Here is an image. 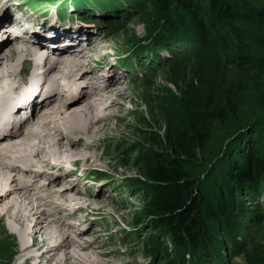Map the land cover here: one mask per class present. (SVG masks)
Segmentation results:
<instances>
[{
    "label": "rangeland",
    "instance_id": "obj_1",
    "mask_svg": "<svg viewBox=\"0 0 264 264\" xmlns=\"http://www.w3.org/2000/svg\"><path fill=\"white\" fill-rule=\"evenodd\" d=\"M29 1L36 6H44L51 3H67V0ZM87 1L89 3L85 5V0H80L78 6L80 8H88L83 20L84 23L87 25L90 24V26L87 30L81 29L80 34L73 35L90 38L87 39V46L91 48L88 50V47L81 46V42H85V40L77 41V43H75L76 45L69 48L72 51L75 50L78 52L77 54L82 55H85V53L87 54L89 51H93V48L95 51L90 53V55L92 54L91 56L85 55L87 56L86 58L84 56L85 65H81L77 68L81 70H78L79 77L84 78V76L81 75L82 70H86V66L94 59H101L103 57V59H106L107 56L104 55L102 57V49L110 48L117 52H121L125 49L140 48L141 50L149 42L158 38V36L167 35H169V40L172 42L178 43V41H180L179 43L182 44V39H184L185 43H183L184 46L182 47L181 53L174 55L168 61L149 69L146 72V75L142 78L138 77L137 79L135 78L132 81H129V78L127 77L123 83L116 77L113 79L111 77L107 81V83H109V85H107L108 89L102 90L101 86L104 85V83L99 86L98 94L101 93L96 95L102 96V94H105L113 98H118V100L121 101L118 105L114 104L113 106L107 107L112 114L106 119L104 118V121L102 119L93 121L94 127L98 128L96 131H93L92 125L88 126L89 130H92L94 133V139L86 138L83 132L77 129H75L76 132L74 131V133H71L70 135L68 134V138L71 141H79L78 148L76 149L79 152L74 150L78 153L77 157H74V159L81 158L80 154H85V152H87L86 156L93 157L86 159L85 162L76 160L74 161V164L72 163L73 165H66L63 167L72 170L78 165L93 166L94 170L101 171L102 173L94 174V170L92 171L93 175L90 177L96 179L95 183H92L91 185L92 189L98 188L101 183H103V188L107 189L104 194H82V196L88 195L87 197L91 198V200L94 198V205L90 204L89 206L91 207L92 212H96L97 214L95 216L96 219H94L93 216L90 217L88 215L90 213H84L77 219L79 222L82 221L83 224L86 221L95 220L92 229V231L94 230V234L92 237L96 238L98 236L97 241L99 246L95 244L92 245L91 248H88V246L86 247V240L84 239L89 237L87 234L90 233L91 230L85 231L86 233L82 234L80 237L70 231L71 239L73 238L72 240H77L80 243H83L80 248L73 249L77 254H81V252L82 254H85V251L86 253L89 252L91 256L88 255L86 257L88 259H92V255L99 257L101 262L99 264H192L187 258H181V254L185 249L188 250L194 247L192 243H187L186 241L182 244L179 243L176 245L171 240L169 234L164 235L161 230L157 231L158 229H162V227L156 225L154 222V219L156 218V208L154 209V206L152 205L155 195L154 187L153 183L142 174V160L144 159L145 151L147 149L150 147H161L160 144L163 138L164 127L169 120L168 117L170 118V115H167L169 113L166 111H169L170 108L173 109V105L181 100L182 94L187 92L185 90H189L191 77L196 73L195 67L197 63L193 61L192 57L197 52H194V49L198 44L197 37L200 35L198 30H202L200 22L202 20L201 12L197 13L191 5H188V3L183 6L185 9H173V5L171 4L164 14V11H162L159 5L153 0ZM4 3L5 0H2L1 4ZM172 12L176 13V16L172 17L171 20H168L167 17H171ZM18 16L23 17L22 14ZM21 21L24 22L25 29H23L25 31L29 32L33 30L35 33L37 32L38 29H35L36 26L31 19L25 17L24 20ZM95 22H97V24H95ZM17 25H19V23H15V21L12 22V24H6L9 30L13 29V31L16 29ZM19 27L22 26L19 25ZM207 27L208 25H206L205 28ZM18 30L22 33L20 29ZM28 34L29 33L25 35L27 36ZM90 34H95L99 37V40L95 42ZM28 38H30V36ZM63 38L66 39L67 36L64 35ZM74 39L75 37H71L70 42L73 43ZM101 39L103 40L101 41ZM48 40L49 42L53 41V39L50 38H48ZM53 42L58 43L60 49H64V46L67 44V41L63 42L62 40L59 42L54 40ZM209 42L210 39L206 37V43L203 47L207 46ZM260 42L264 44L263 36H260ZM22 43L24 42L22 41L21 45H17L16 47L22 48ZM56 43L55 45H57ZM13 44H11L10 48L13 47ZM24 45L30 47V45H27L26 43H24ZM166 47L172 48L175 51L178 45L172 44V46L166 45ZM162 52L166 53L165 50H162ZM262 53H264V49H262ZM12 54L14 53L12 52ZM8 55V53H4L2 56L4 57L3 59H6ZM66 55L67 53L63 56ZM253 57L256 58L258 63L257 67L259 68V72L257 70V72L253 73H256L257 76L260 74L258 77H261L262 75L264 76V54L259 56V54L257 55L253 53ZM43 61L46 63H44L46 67L45 74L48 76L50 74L48 70L49 64L46 59H43ZM13 62L14 60L11 61V63ZM104 64H106V66L109 65L108 63ZM136 65L140 68L138 64ZM94 66H96V64H94ZM62 69L64 71L65 68ZM77 69H75L74 72H77ZM91 69L92 68H90V70ZM108 69V67H103L102 70L98 71L96 74L106 72ZM142 70H144V66H142ZM235 74L233 73L232 76H236ZM55 75L58 76L57 74ZM48 78L52 77H47L46 79ZM94 79L97 80V77ZM94 79L89 81L91 85L87 91L82 94L80 93L76 99L68 104V106L70 105V108L91 98L92 90L96 88L92 85ZM115 80L117 83L114 85L113 82ZM50 81L53 82L52 79H50ZM251 83L252 80L245 78L242 82L243 86L246 87L251 85ZM115 87L118 89L115 90ZM203 91L205 92V90ZM84 94L88 95L86 96ZM33 99L34 102L36 101L35 98H32L29 102ZM45 103L55 105L57 104V101L50 100ZM106 103L107 105L108 103L111 104V101L106 99L104 104ZM25 112H29V106L26 107ZM231 120L233 119L228 116L224 120L216 119L214 121L213 124L215 130L210 133L211 140L206 145L205 150L200 151L195 157L188 159L189 165L193 167L194 171L200 170L201 173L202 170V172L205 173L215 164L225 148H227L229 152L232 151L234 145L232 140L235 134H232L234 129L232 131L231 127L229 128ZM32 121V128L37 130H43L45 128L44 130H49L45 125H40L41 128L37 127V123L34 120ZM25 126L27 127L28 123L24 124L23 127L21 126L20 129L23 131ZM21 130H17L18 133H16L22 134ZM247 133L253 138H249L248 143L250 144V149H248V151L251 150V147L252 149L257 148V150L264 149V129L252 127L250 131L247 130L243 135L244 139L249 136ZM231 134L232 137L230 138ZM61 136L63 135L58 133V131L53 132L51 135L54 141H56V139H61ZM20 138H22V136H20ZM33 139L34 136L27 140L32 141ZM8 141L9 140H5L4 142L7 143ZM95 141L97 144L91 145V143H94ZM245 141L246 140L243 139L241 140V147H244L243 143ZM59 142L64 146L66 140H60ZM83 144L84 147H81ZM223 145L225 146L224 149ZM85 146L89 149H86ZM28 159L32 161L35 160V158ZM55 166L57 165H52L47 168H36L34 171L36 173H38V171L50 173ZM14 172L15 171L9 170V180L12 179V177L14 179ZM262 174L263 179L258 185H256V190L246 187V182L235 187L237 195L235 198V204L232 206L235 213V216L232 219V224L234 223L236 228L231 227V225H223L216 221L209 224V221H207V234L210 235V238L208 240H203V244L206 246L202 251L200 249L198 250L201 245L196 247V251L198 250V252L201 251V253H205L203 254V257L208 261L211 260L209 258L210 244H213V242L216 243V241L221 239L223 240L222 245H224L223 247H225L227 251V260L223 257L226 264H264V173ZM212 176H214V174H212ZM212 176H210L211 181L213 180ZM59 178L62 179L63 177L60 176ZM66 179L67 178H65V180ZM9 183L10 181H8L7 184L9 185ZM88 184H90V182ZM254 184L255 183H251L250 186L253 187ZM2 185L3 188L7 187L5 184ZM100 190L103 191L102 188ZM97 196L98 198H96ZM24 202L30 205V202L26 200H24ZM88 203L89 202H87V204ZM91 209L87 208L86 212H90ZM79 213L80 211H76L74 220ZM3 216L5 215L0 213V224L2 223ZM52 216H54V214ZM83 219L86 221H83ZM50 226L54 227L53 225ZM225 230L228 233L226 234V238L225 236H220L221 232H226ZM0 231L1 238L3 234L2 229H0ZM155 231L157 232L152 237V233ZM98 233H100V236ZM35 236L39 235L37 234ZM91 240L92 239H90V241ZM0 242L2 243L1 239ZM229 242L230 244L228 245ZM1 243L0 264L6 262L7 264H16L15 260L17 259V256H19V253L17 252L15 255L13 253L12 256H10L11 258H8V256L1 257ZM29 243H32L31 239ZM161 243L164 244V247L166 246L164 251L163 249H159ZM152 246L157 247L158 250L154 251L151 249ZM72 247L74 246H72L71 243L70 249H72ZM220 247L221 246L219 245V249ZM43 248L45 247L41 245L37 246L36 244L32 247L33 250L30 249L29 253H31V255H40ZM41 256H43V254H41ZM186 257H190V255L186 254ZM5 259H8L9 261ZM41 259H43V257L40 258V260ZM37 260L34 259V261H32L25 257L24 261H26V263L22 264H29L30 261L36 263Z\"/></svg>",
    "mask_w": 264,
    "mask_h": 264
},
{
    "label": "bare ground",
    "instance_id": "obj_2",
    "mask_svg": "<svg viewBox=\"0 0 264 264\" xmlns=\"http://www.w3.org/2000/svg\"><path fill=\"white\" fill-rule=\"evenodd\" d=\"M13 5L17 7L16 4ZM14 6L9 5V2H7V4H1L0 2V213L5 215L0 224V229H2L3 233L0 238L2 241V243L0 242L2 244L1 257L8 256L9 258L13 253L15 255L18 252L19 256H17L15 260L16 264L26 263V261H24L25 257L32 261L38 259L36 263L30 261L29 264H99L101 263L99 257L92 255L93 258L88 259L86 257L88 255L91 256L89 252L86 253L85 251V254H82V252L81 254H77L75 252L74 249L80 248L83 243L72 240L73 238L71 239L70 231L80 237L82 234L86 233L85 231L91 230V232L87 234L89 237L84 239L86 240V247L88 246V248H91L92 245H98V236L96 238L92 237L94 234V230L92 231L93 221L90 220L86 224L79 226L77 219L84 213L92 212L89 205H94V198L91 200V198L87 197L88 195L82 196V194L92 193L99 195L104 194L107 189L103 188V186L99 187L97 191H93L86 186L83 188L80 184V178H77L78 171L64 168L63 166H71L76 160L85 162L86 159L93 157L86 156L87 152H85V154H80L81 158L74 159V157L78 155L77 152H79L76 150L79 141L73 142L68 136L74 133V131L76 132L75 129H77L81 130L86 138L94 139V133L92 130H89L88 126L92 125L93 131H96L98 128L94 127L93 121L101 119L104 121V118L106 119L108 116H111L110 114H112V112L107 107L113 106L114 104L118 105L121 101L118 100V98H113L105 94L98 96L101 93L98 94L99 86L104 83V85L101 86L102 90L108 89L107 85H109V83H107V81L111 77L112 79L115 78L116 74L110 69L107 70L108 75L103 76L100 75L101 73L96 74L93 68L90 70L92 66L89 64L86 66V70L82 68L81 75L84 76V78L78 76V70L80 69L77 68L81 65H85L84 56L90 55V53L95 50L93 48V51H89L87 54L85 53V55H82L77 54L78 52L75 50L72 51L69 47H73L76 45L75 43H77V41L82 40H85V42L82 41L81 46L88 47L87 39L90 38L75 35L80 34L81 29L87 30L90 24L76 28H71V26L60 28L57 22L51 24H49L48 21L43 24L37 22V26L35 27L36 30L38 29L37 32H27L24 30V22L21 21L24 19L19 17L14 11ZM24 6L26 9L28 8L26 4H24ZM10 12L13 13L14 19L10 18L12 16ZM22 15L29 16L35 20V18L28 13ZM14 21L15 23H19L22 27L17 25L14 31L9 30L6 24ZM18 29H20L23 34L19 32ZM27 33L29 34L26 36L25 34ZM64 35L67 36L66 39L63 38ZM29 36L30 38H28ZM91 36L95 42L99 40V37L95 34ZM71 37H75L73 43L70 42ZM48 38L58 42L60 40L63 42L67 41V44L64 46V49H60L58 43L55 42L57 44L55 45L53 41L49 42ZM102 40L103 39H101V41ZM22 41L30 45V47L25 46L24 43H22V48L16 47L17 45H21ZM11 44H13V47L10 48ZM90 48L88 47L87 49L90 50ZM12 52L14 54H12ZM4 53L9 54L6 59L2 57ZM65 53H67V55L63 56ZM102 54L103 57L106 54V49H102ZM86 57L87 56H85V58ZM26 58L33 60L32 64L29 66L23 65V60ZM43 59H46L49 64L48 70L50 74L48 76L45 74L46 63ZM13 60L14 62L11 63ZM62 68H65L64 71ZM75 69H77V72H74ZM26 75H36L42 78V80L40 79L41 84H38L37 87H41V90L44 91V97L38 102H34V99L31 100L26 106H29V112L18 117L21 110L24 109L25 112L26 107H12V100L14 98L13 92L16 91V87L25 79ZM47 77L52 78L46 79ZM96 77L97 80L94 79ZM50 79H52L53 82H51ZM91 79H94L92 85L96 87L93 89L94 91L92 90L91 98L70 108L68 104L76 99L80 93L82 94L89 89L91 85L89 81ZM78 80H80L81 85L79 84V86L81 87L79 91H74L71 89V86ZM118 80L120 81L121 78ZM121 82L124 83V80H121ZM116 83L115 80L113 84L115 85ZM116 89L118 88L115 87V90ZM116 92L119 93L118 91ZM84 95L87 96L88 94ZM106 99H109L111 104H104ZM50 100L57 101V104L49 105L48 103L50 102L45 103ZM15 119L16 121L13 122ZM32 120L37 123V127L45 125L49 130H44L45 128L43 130L32 128ZM26 123H28V126H25V129L22 131L20 127H23ZM17 130H21L22 134H17ZM55 131L63 135L61 139H56V141L51 137L52 133ZM20 136H22V138H20ZM32 136H34V139L28 141L27 139ZM64 139L66 142L63 146L59 141ZM5 140L9 141L6 143L4 142ZM84 144L81 145V147H84ZM93 144H97V142L91 143V145ZM85 147L89 149L87 146ZM28 158H35V160L32 161ZM52 165L57 166H55L50 173H46L45 171V173L42 171L36 173L34 171L36 168H47ZM9 170L15 171L14 179L12 177V179L9 180ZM60 176L63 178L60 179ZM65 178L67 179L65 180ZM39 180L42 182L45 181V183L40 185L37 183ZM8 181H10L9 185L7 184ZM2 184H5L7 187L3 188ZM101 188L103 191L100 190ZM96 198H98V196ZM24 200L30 202V205L24 202ZM87 202L89 203L87 204ZM87 208L91 209L90 212H86ZM76 211H80V213L74 220ZM53 214L54 216H52ZM83 221L86 220L83 219ZM37 234L39 236H35ZM98 235L100 236V233H98ZM30 239L32 243H29ZM90 239L92 240L90 241ZM71 243L72 246H74L72 249H70ZM36 244L37 246L41 245L45 247L42 249L41 253L43 256H41V254L31 255V253H29L30 249L33 250L32 247ZM42 257L43 259L40 260ZM5 260L9 261L8 259ZM4 264H7V262Z\"/></svg>",
    "mask_w": 264,
    "mask_h": 264
},
{
    "label": "trees",
    "instance_id": "obj_3",
    "mask_svg": "<svg viewBox=\"0 0 264 264\" xmlns=\"http://www.w3.org/2000/svg\"><path fill=\"white\" fill-rule=\"evenodd\" d=\"M153 1L164 14L171 4L173 9H178L188 3L197 13L201 12L202 30H198L200 35L194 49L197 52L192 57L197 65L189 90H185L187 92L173 109L166 111L170 118L164 127L161 147H150L145 151L142 174L153 183L154 222L162 227L157 231L169 234L176 245L186 241L192 243L194 247L185 249L181 258H187L193 264H213L219 260L218 256L222 257L219 250L224 245L221 239L213 242L209 251L211 260L203 257L205 253L201 251L206 246L203 240L210 238L207 221L236 228L232 224L235 187L246 182V187L256 190V185L263 179L264 149L251 147L248 151L249 138H253L249 133L246 139L243 135L252 127L264 129V76L253 73L259 72L253 53L264 54V44L260 42V36L264 37V0ZM174 16L176 13L172 12L167 18L171 20ZM206 37L210 42L203 47ZM167 41H171L169 35L158 36L148 44ZM233 73L236 76H232ZM244 78L252 80L251 85L243 86ZM228 116L233 119L229 128L234 129L232 134H235L232 151L224 149L223 145L222 155L209 170L205 173L194 171L188 159L205 150L211 140L210 133L215 130L214 121ZM242 139L246 140L244 147L240 144ZM251 183H255L253 187ZM226 234L227 231L221 232L220 236L226 238ZM199 245L200 252L196 251ZM165 247L162 243L159 245L163 251ZM151 249L158 250L155 246ZM187 253L190 257H186Z\"/></svg>",
    "mask_w": 264,
    "mask_h": 264
}]
</instances>
